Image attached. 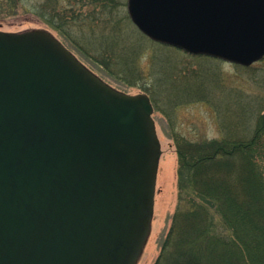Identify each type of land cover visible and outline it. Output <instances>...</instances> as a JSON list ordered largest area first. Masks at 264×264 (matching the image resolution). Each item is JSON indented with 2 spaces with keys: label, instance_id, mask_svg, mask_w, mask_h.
I'll list each match as a JSON object with an SVG mask.
<instances>
[{
  "label": "water",
  "instance_id": "1",
  "mask_svg": "<svg viewBox=\"0 0 264 264\" xmlns=\"http://www.w3.org/2000/svg\"><path fill=\"white\" fill-rule=\"evenodd\" d=\"M127 13L190 55L264 57V0H127ZM152 113L47 31H0V264H137L161 156Z\"/></svg>",
  "mask_w": 264,
  "mask_h": 264
},
{
  "label": "trees",
  "instance_id": "2",
  "mask_svg": "<svg viewBox=\"0 0 264 264\" xmlns=\"http://www.w3.org/2000/svg\"><path fill=\"white\" fill-rule=\"evenodd\" d=\"M6 1L17 8L33 0ZM66 1L68 5L62 7L59 0H44L39 7L30 4L29 10L79 53L80 46L66 33L80 25V5L98 10L103 17L120 5V0ZM249 69L253 67L244 68ZM185 70L179 75H195ZM261 79L264 85V76ZM231 93L230 105L224 109L206 96L214 104L220 138L192 140L172 129L177 206L153 264H264V98ZM204 99L189 97L184 88L168 99L167 110ZM150 100L153 109L161 112L154 98Z\"/></svg>",
  "mask_w": 264,
  "mask_h": 264
},
{
  "label": "rangeland",
  "instance_id": "3",
  "mask_svg": "<svg viewBox=\"0 0 264 264\" xmlns=\"http://www.w3.org/2000/svg\"><path fill=\"white\" fill-rule=\"evenodd\" d=\"M43 2L26 1L24 6L15 8L12 3L0 0V31H47L110 87L129 95L146 94L154 98L161 110L153 109L152 113L161 145L154 213L150 234L137 263L153 264L177 206V159L172 129L192 140L220 138L214 104L222 109L229 107L231 92L264 98L261 79L264 63L261 60L252 70H244L208 57H190L181 50L155 43L141 35L131 23L127 0H120L117 10L107 17L90 6L80 5V25L72 26L66 33L68 39L80 46L79 53L69 40L29 10L30 4L39 7ZM59 5L66 7L68 2L59 0ZM184 69L195 75H179ZM184 88L189 97L198 95L205 99L177 104L168 112V99L182 93ZM206 96L213 99L214 104L208 102Z\"/></svg>",
  "mask_w": 264,
  "mask_h": 264
}]
</instances>
